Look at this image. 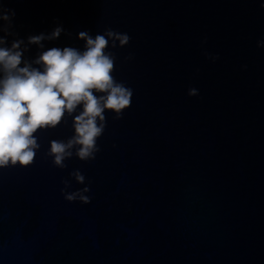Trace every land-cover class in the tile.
<instances>
[{
    "label": "water",
    "instance_id": "water-1",
    "mask_svg": "<svg viewBox=\"0 0 264 264\" xmlns=\"http://www.w3.org/2000/svg\"><path fill=\"white\" fill-rule=\"evenodd\" d=\"M261 4L0 0L20 38L63 26L46 48L82 47L80 31L127 33L114 75L133 89L122 119L105 113L94 161L60 170L45 156L73 135L69 119L40 134L33 165L0 170V264H264ZM74 170L88 205L61 195Z\"/></svg>",
    "mask_w": 264,
    "mask_h": 264
},
{
    "label": "clouds",
    "instance_id": "clouds-1",
    "mask_svg": "<svg viewBox=\"0 0 264 264\" xmlns=\"http://www.w3.org/2000/svg\"><path fill=\"white\" fill-rule=\"evenodd\" d=\"M260 7L264 9V4ZM14 19V10L0 6V170L33 165L41 148L40 134L69 119L73 135L66 141H50L45 156L60 170L73 157L85 163L94 161L107 126L105 113L120 120L131 106L133 89L114 75L116 51L129 45L130 36L112 28L95 36L80 31L77 39L82 47L46 48V42L65 34L62 25L20 38L14 31ZM205 44L206 37L201 46ZM33 46L37 51L30 57ZM257 48H264V39L257 41ZM203 54L213 63L219 59L206 51ZM124 59L129 62L134 57L130 54ZM187 94L197 97L199 92L190 88ZM70 181L85 186L70 191ZM61 183V195L67 202H91L90 187L80 170L72 171Z\"/></svg>",
    "mask_w": 264,
    "mask_h": 264
}]
</instances>
